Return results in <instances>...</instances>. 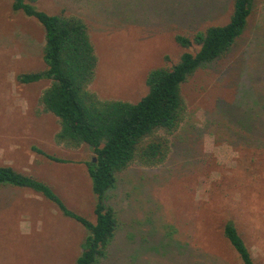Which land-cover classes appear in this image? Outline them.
I'll return each instance as SVG.
<instances>
[{
    "label": "rangeland",
    "instance_id": "rangeland-1",
    "mask_svg": "<svg viewBox=\"0 0 264 264\" xmlns=\"http://www.w3.org/2000/svg\"><path fill=\"white\" fill-rule=\"evenodd\" d=\"M37 5L87 21L98 56L90 88L103 99L131 102L147 93L151 69L171 66L186 50L176 35L224 24L232 13V0ZM44 45L43 25L13 10L12 0H0V165L46 182L69 208L95 220L97 196L86 164L95 156L92 147L55 142L59 118L40 101L49 79L18 80L47 67ZM182 92L188 110L168 135V158L117 173L107 202L120 225L97 264H243L224 234L228 220L264 264V0H255L230 51L200 67ZM33 146L68 160H50ZM87 234L40 192L0 187V264H76Z\"/></svg>",
    "mask_w": 264,
    "mask_h": 264
},
{
    "label": "trees",
    "instance_id": "trees-1",
    "mask_svg": "<svg viewBox=\"0 0 264 264\" xmlns=\"http://www.w3.org/2000/svg\"><path fill=\"white\" fill-rule=\"evenodd\" d=\"M40 0H12V8L36 18L45 29L43 58L47 67L18 75L31 83L49 79L40 101L43 110L54 113L60 128L57 144L79 148L89 144L96 157L87 161L93 191L97 196L95 220L69 208L46 182L11 165H0V187L30 188L49 198L66 215L88 231L76 264H97L108 256V249L119 229L116 209L108 200L116 186L117 173L134 163L155 166L163 163L171 150L168 135L185 119L188 106L183 84L200 67L226 55L243 34L255 0H232V13L224 24L211 25L193 34L176 35L186 50L171 66H159L147 75L148 91L138 101L103 99L90 88L95 78L98 56L87 21L64 9L50 13L38 7ZM197 47V50H193ZM163 130L165 134H159ZM48 159H68L33 146ZM224 234L243 264H258L233 220L224 226Z\"/></svg>",
    "mask_w": 264,
    "mask_h": 264
},
{
    "label": "water",
    "instance_id": "water-1",
    "mask_svg": "<svg viewBox=\"0 0 264 264\" xmlns=\"http://www.w3.org/2000/svg\"><path fill=\"white\" fill-rule=\"evenodd\" d=\"M94 160H96V157H94Z\"/></svg>",
    "mask_w": 264,
    "mask_h": 264
}]
</instances>
